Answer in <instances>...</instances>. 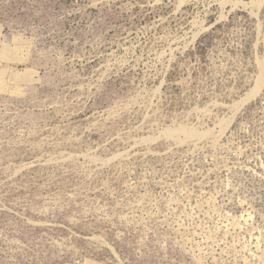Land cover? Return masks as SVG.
I'll return each instance as SVG.
<instances>
[{
  "label": "rangeland",
  "instance_id": "rangeland-1",
  "mask_svg": "<svg viewBox=\"0 0 264 264\" xmlns=\"http://www.w3.org/2000/svg\"><path fill=\"white\" fill-rule=\"evenodd\" d=\"M0 264H264V0H0Z\"/></svg>",
  "mask_w": 264,
  "mask_h": 264
},
{
  "label": "bare ground",
  "instance_id": "bare-ground-1",
  "mask_svg": "<svg viewBox=\"0 0 264 264\" xmlns=\"http://www.w3.org/2000/svg\"><path fill=\"white\" fill-rule=\"evenodd\" d=\"M260 84H262V83H260ZM259 94V93H258ZM255 95V93H252V94H249V95H247L243 100H242V104H245V103H247L253 96ZM193 134V133H192Z\"/></svg>",
  "mask_w": 264,
  "mask_h": 264
}]
</instances>
